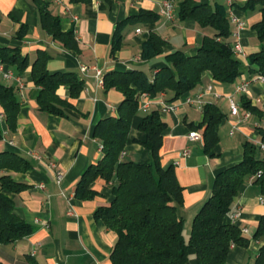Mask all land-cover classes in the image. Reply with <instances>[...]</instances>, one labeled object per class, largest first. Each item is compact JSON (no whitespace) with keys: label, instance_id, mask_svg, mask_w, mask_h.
<instances>
[{"label":"crops","instance_id":"crops-1","mask_svg":"<svg viewBox=\"0 0 264 264\" xmlns=\"http://www.w3.org/2000/svg\"><path fill=\"white\" fill-rule=\"evenodd\" d=\"M49 10L62 20V30L73 32L78 43V51L68 50L53 40L42 28L39 9L32 0H0V47L19 48L28 57L29 67L23 74L0 61V83L13 87L20 103L17 127L11 131L5 117L0 120L3 139L0 153L11 152L25 158L31 164L28 172L12 173L15 181L28 185L20 193H7L13 200L15 214L33 228L25 238L12 243L0 242V262L2 264H113L111 254L117 242V234L107 228L96 217L99 208L107 207L114 199L110 184L98 179L91 185L99 194L93 199L82 200L75 196L77 184L92 164L103 157L102 146L94 138L95 126L104 118L117 116L118 107L124 100L122 92L105 90L96 77V69L102 77L111 72L144 71L150 79L162 67L167 66L165 57L175 51H183L193 56L202 46L206 36H213L212 27H202L193 19L178 18V4L175 0L176 18L168 20L162 14L165 0H90L73 3L70 0H45ZM198 4H220L228 8V0H195ZM248 0H232L229 10L244 23L242 28L232 24L242 53L236 54L240 60L241 75L233 84L213 81L212 74L206 72L201 84L182 96L175 111H165L172 95L161 94L155 98L140 97V106L132 121L131 130L121 160L140 164L153 162L149 150L144 146L146 135L139 126L144 117L158 110L167 124L161 148V166H174L179 184L182 186L183 204L178 206L184 219V238L189 241L194 217L212 193L215 177L221 171L239 164L244 159V145L252 143L257 148L256 157L264 158L258 148L261 143L259 128H264V86L254 80L247 95L236 92L238 84L255 79L248 57L261 49V41L254 30L261 20L258 10H244ZM142 11L159 16L156 22L132 21L121 32V48L111 53L117 26L129 18L137 17ZM25 33L19 37L22 29ZM140 30V32H138ZM152 33L158 34L167 44L164 54L152 60H143L144 43ZM38 51L51 55L47 64L50 73L71 72L84 81V89L77 99L70 98L67 87L58 90V96L69 101L73 107L65 108V115L58 116L40 110L38 98L41 88L36 86L31 75L32 63ZM90 70L83 73L81 68ZM212 90L209 91L208 88ZM200 96V97H199ZM190 97L195 102L186 103ZM246 98L259 110L251 113L247 121L238 124L231 134L235 120L230 115V100L240 107L242 117L248 110L243 108L242 98ZM149 103L144 110L143 104ZM197 101H200L198 104ZM213 104L220 108L224 117L217 127L219 142L211 153L205 152L203 129L204 108ZM0 115L3 110L0 106ZM192 131H198L202 139L189 138ZM190 151L188 158H182L184 150ZM179 161V165L175 162ZM56 163L64 177L57 183L56 173L50 163ZM41 186L44 188L42 189ZM260 187L248 180L235 200L233 213L239 217L226 221L249 232L248 247L231 248L226 264H255L263 239H255L259 221L264 215V202ZM185 264H199L197 252L188 251Z\"/></svg>","mask_w":264,"mask_h":264},{"label":"trees","instance_id":"trees-1","mask_svg":"<svg viewBox=\"0 0 264 264\" xmlns=\"http://www.w3.org/2000/svg\"><path fill=\"white\" fill-rule=\"evenodd\" d=\"M39 9L42 28L53 40L62 43L68 50L78 51V43L73 32L62 30V20L49 10L45 0H32ZM73 3L90 0H70ZM232 7V6H231ZM244 10H258L261 20L254 25L261 49L248 57L251 72L264 76V0H248ZM178 18L193 19L202 27H212L213 36H206L202 46L193 56L183 51H175L165 57L167 66L159 69L153 79L142 70L131 72H111L104 76L105 90L116 89L123 93L124 100L118 107L117 116L98 122L94 138L102 146L103 157L92 164L77 184L75 196L90 200L98 196L91 185L98 179L107 184L116 178L112 187L114 199L107 207H101L96 217L101 219L117 234V242L111 254L113 264H185L188 251L197 252L199 264H226L232 246L248 247L249 239L242 230L226 221L232 212L236 198L244 183L253 176V181L261 189L264 198V158L256 157L257 148L252 143L244 145V159L215 177L212 193L193 219L191 236L184 238V219L178 206L183 204V188L179 184L174 166H161L163 134L167 124L159 111L154 110L142 120L139 129L147 139L144 146L149 150L153 162L140 164L124 162L121 156L131 130L132 121L140 106L142 94L155 98L171 93L168 103L177 102L182 96L196 89L206 72L212 74L213 81L233 84L241 75V62L236 57L230 40L233 38L231 20L227 7L216 4H198L195 0H182L178 4ZM159 16L142 11L137 17L121 22L116 29L111 53L120 50L122 28L132 21L156 22ZM25 33L23 28L19 37ZM167 42L152 33L144 43L142 59L152 60L164 54ZM51 55L38 51L32 63L31 75L36 86L41 88L38 98L40 110L58 116L65 115V108H72L69 101L58 96L61 87H67L70 98L77 99L84 89V81L75 73H50L47 64ZM0 61L23 74L29 67L28 57L19 48L0 47ZM243 108L258 114L246 98H242ZM0 106L11 131L17 127L20 103L13 87L0 83ZM224 115L216 105L204 108L203 129L205 152L211 153L219 142L217 127ZM261 143L264 144V128H259ZM3 139L0 127V141ZM31 164L25 158L11 152L0 153V242L15 243L33 232V228L14 212L13 200L7 193H20L28 185L15 181L12 173L28 172ZM255 239L264 240V215L259 221ZM0 264H2L0 262ZM255 264H264V244L260 247Z\"/></svg>","mask_w":264,"mask_h":264},{"label":"built area","instance_id":"built-area-1","mask_svg":"<svg viewBox=\"0 0 264 264\" xmlns=\"http://www.w3.org/2000/svg\"><path fill=\"white\" fill-rule=\"evenodd\" d=\"M57 1H59V0H57ZM174 2H175V0H165L164 3H163L162 14L168 20H174L176 18V16H177L176 7H175V3ZM228 4H229V10H230L231 9V5H232V0H228ZM231 14L232 13L229 12V17H230L231 23L236 25L238 28H242L244 26V23L241 20H239L237 17H235L234 15H231ZM138 32H140V30H138ZM237 36H238L237 33L233 34L234 38H237ZM233 50L235 51L236 54H241L242 53L241 46H240V44L238 42L234 43ZM81 70H82L83 73H87L90 70V68L87 67V66H83L81 68ZM96 77L98 78V80L101 83V85H103L102 72L100 70H98V69H96ZM254 80H256L257 82L261 83L264 86V76L263 75H256L255 79H253V80L252 79L245 80L242 83L238 84L237 87H236V92L238 94H241V95H247L248 91L250 89L251 83ZM208 90L211 91L212 88L209 87ZM141 96L144 97V98H147V99L151 97L149 94H142ZM194 102L195 101L192 98H190V97H188L186 99V103L193 104ZM197 103L199 104L200 101H197ZM179 104H180L179 101L174 102V103L166 104L165 105V111H169V112L175 111L178 108ZM142 108L144 110H148L149 109V103L145 101V103L143 104ZM230 115H231V118L236 121L235 124L232 126V131H231V134H234V132L237 130L238 124L240 122H242V121H247L251 117V112L247 111L241 117L240 116V107H239V105L236 102H234L233 100H230ZM3 118H4V116L0 115V120L3 119ZM189 138L191 140H193V141H196V140L202 139V135L198 131H192L189 134ZM258 148L264 153V144L263 143H260L258 145ZM123 154H122V156H123ZM189 156H190V151L188 149L184 150L182 152V154H181L182 158H188ZM175 165H179V161H176ZM50 167L53 170H55L57 183H60L62 181L63 177H64L63 172L58 170L57 164L54 163V162L50 163ZM259 175H260V173L258 175L253 176L250 180L254 181ZM41 188L44 189L42 186H41ZM263 202H264V199H263ZM228 216L232 220H236L239 217V214L231 212ZM248 232L249 231L247 229L242 230V234L243 235L248 234ZM233 247L234 246H232V248Z\"/></svg>","mask_w":264,"mask_h":264}]
</instances>
